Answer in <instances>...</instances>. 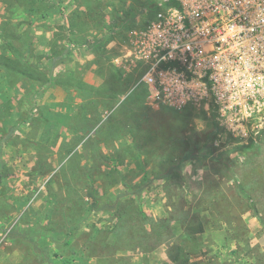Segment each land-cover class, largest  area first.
<instances>
[{
    "label": "rangeland",
    "instance_id": "obj_1",
    "mask_svg": "<svg viewBox=\"0 0 264 264\" xmlns=\"http://www.w3.org/2000/svg\"><path fill=\"white\" fill-rule=\"evenodd\" d=\"M57 1L67 16L75 6ZM152 1H116L115 19L110 8L86 20L80 6V34L58 28L53 1L0 0V56L16 58L9 42L39 72L72 73L43 89L0 64V264H264V124L236 137L215 110L129 94L141 72L125 58L133 31L167 0ZM250 141V155L195 157L160 177L185 147Z\"/></svg>",
    "mask_w": 264,
    "mask_h": 264
},
{
    "label": "built area",
    "instance_id": "obj_2",
    "mask_svg": "<svg viewBox=\"0 0 264 264\" xmlns=\"http://www.w3.org/2000/svg\"><path fill=\"white\" fill-rule=\"evenodd\" d=\"M133 31L148 105L215 110L236 137L264 124V0H175Z\"/></svg>",
    "mask_w": 264,
    "mask_h": 264
},
{
    "label": "trees",
    "instance_id": "obj_3",
    "mask_svg": "<svg viewBox=\"0 0 264 264\" xmlns=\"http://www.w3.org/2000/svg\"><path fill=\"white\" fill-rule=\"evenodd\" d=\"M36 1H40V2L53 1L52 4L53 5L56 4L58 6L59 13H60V15L62 16V18L65 21L63 24H60L58 26V28H62V29L64 28V30H68V31H71V30L78 31V33H80V34L81 33L83 34L85 30L89 29V28H87V25L85 23H83L82 18H80V20H78L79 17H76V18L72 17V13L75 14L76 12H79V10H80L79 7L80 6H84V10L82 12H80V14H83V17L86 20H89V18H90V16L92 14L96 15L98 10H102V12H103V10L110 9V8H112V10H113V12H112L113 16L111 17V19H115L116 15H114V12H115V10H118L117 9V5L115 4V2L118 1L119 3L123 4L124 6L127 5V3L129 2V0H106V2H103V0H92V1L91 0H70V5L73 6L75 4V6H74V8L70 11V13L67 16L66 15L67 7L63 6L61 4H58L59 2L57 0H36ZM93 1H96V5L95 6L93 5ZM133 1H136V0H131V3H133ZM164 4L166 6L175 5L176 1L175 0H167V1H165ZM102 12H100V17H102ZM155 13H156V11H155ZM155 13L153 14V16H150V18L148 19V21L145 24H147L150 20H152L154 18ZM78 16H79V14H78ZM77 20H78V22H77ZM82 24L84 26L85 25L86 26L83 27ZM122 25H123L122 27H126L127 26L126 24L124 25V23ZM76 37H78V36H76ZM64 39H65V41L72 42L73 44H76V45H80L82 38L81 37L73 38L74 39V41H73V39L71 37L64 36ZM77 39H80V40H77ZM4 46L6 48H8L14 55H16V58L15 57H7V56H4V55L0 56V64L4 67V69L6 71V76L10 77V71L15 69L16 66L20 65L23 69L21 68V69L17 70L18 73H20L21 75L23 74V76H25V78H27V79L40 81L41 87L43 89L46 88V87H49L52 84H58V83L62 84L64 82L65 83H69L70 82V81H65L64 79L66 77L71 78L72 77V73L71 74H67V75H61L62 73H59V74L54 76L52 74H47L45 72H39L36 65H34V64L30 63V62H27L26 60H24V61L22 60L23 53L18 48H16L12 44H9V42H5ZM100 47H101V49H100L101 51L100 52H101L102 56H104V58H102V59L107 62V60L105 58L106 53H105L104 48H103V43H99L98 44L97 48H100ZM137 78L138 77L135 78L136 80H134L135 81L134 82L135 83L134 87L131 88V92L129 94H132V92H135L134 89L137 86H141V88L144 90V92L146 94L147 89L144 86L136 85ZM132 82H133V79H132ZM77 86L79 88H81V89H85V88L90 89V87H91V86H89L88 84H85V83H79V84H77ZM14 127H13V129H14ZM218 129H219V126H218V124H216L214 126V129L212 130L211 134L207 135L205 140L209 141L212 138V135L215 134ZM255 143H256V141H250L249 143H245V144H236V145L232 146L231 148L223 150V151H221V152H219L217 154H215L212 151H206L203 148L192 149L190 147H185L183 149L181 155L179 156V158L177 160V163L175 165H171L168 168L167 171H165L164 173L160 174V177H168L170 175L171 171L179 170L181 168L182 163L184 161L193 159L195 157L208 158V159H210L212 161H215V162L224 163L223 162L224 156L225 155H229V154H231L234 151H242L245 154H247V155L249 154L250 155L251 153H254V152L257 151V146L255 145ZM0 145H1V142H0ZM2 167L5 169V166L3 164H2ZM235 183L237 184L238 187H241V185L238 184L237 181ZM141 189H142V187H141ZM239 189L244 194H247L243 188H239ZM248 198L250 200L249 196H248ZM30 234H31V237L33 238V240L36 241V238L34 237L32 232L29 233V235ZM53 256L62 257L60 254H57V253H54ZM60 264H71V259L63 258V260L60 262Z\"/></svg>",
    "mask_w": 264,
    "mask_h": 264
}]
</instances>
